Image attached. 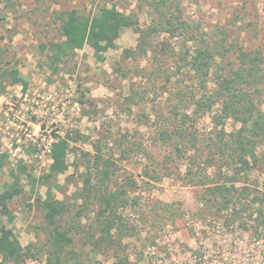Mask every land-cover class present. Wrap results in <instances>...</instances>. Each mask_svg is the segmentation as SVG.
<instances>
[{"label":"rangeland","instance_id":"374dc122","mask_svg":"<svg viewBox=\"0 0 264 264\" xmlns=\"http://www.w3.org/2000/svg\"><path fill=\"white\" fill-rule=\"evenodd\" d=\"M156 1L0 0V156L6 157L0 169V195L16 181L21 189L8 202L10 214L0 208V235L3 229L12 230L24 253V262L3 261L0 255V264H49L53 228L44 203L72 201L83 187L85 154L99 142L116 161L113 189L123 186L129 199L136 201L120 211L130 233L113 247L93 249L74 232L68 264L126 260L127 264H264V241L242 227L249 219L203 205L206 187L197 176L203 172L206 183L207 175L216 176L215 167L206 165L209 145L217 141L221 129L228 140L240 128L232 119L216 125L224 104L219 76L232 78L236 71L256 65L262 82L246 83L244 89L252 92L257 108L264 112V0H176L180 12L172 7L167 18H172L173 10L188 30L174 37L146 36L144 53L134 28L146 30L160 23L152 8ZM113 7L135 22L122 31L114 49L100 59L87 44L73 58L52 64L50 45L63 39L67 13L78 10L92 17ZM200 46L214 52L202 83L185 55ZM16 70L27 88L14 83L11 73ZM27 90L30 100L40 101L38 106L29 101V111H23L22 125L36 142L27 140L20 127L9 125L15 116L6 115L3 103L6 97L21 102ZM199 103L212 107L197 111ZM165 126L182 135L162 140ZM67 135L74 139L65 171L50 176L51 156L42 155L44 138ZM5 137L12 149H18L17 161L1 154ZM257 156L258 164L239 186L248 182L263 190L264 142ZM96 212L98 208L91 206L82 213L86 230L95 224ZM54 218L65 231L70 216L61 210Z\"/></svg>","mask_w":264,"mask_h":264},{"label":"trees","instance_id":"16d2710c","mask_svg":"<svg viewBox=\"0 0 264 264\" xmlns=\"http://www.w3.org/2000/svg\"><path fill=\"white\" fill-rule=\"evenodd\" d=\"M172 7H174L175 12H180L176 0L153 2L152 8L160 23L154 22L146 30L140 27L134 28L140 35L139 47L142 52L146 53L145 37L148 35L159 33L174 37L177 33L183 34L184 31L188 30L189 26L180 18L174 16L175 12L173 10L172 18H167L166 13L167 11L171 12ZM134 24L135 22L130 16L119 12L116 7L104 8L92 17L83 16L78 10H72L66 14L62 23L63 39L50 45L52 64L64 60L66 62V58H73L76 56L77 51L83 50L87 44L102 59L105 52L116 47L115 43L121 37L122 31ZM185 55L187 56L188 66L202 83L203 79L208 76L212 66L213 48L200 46L195 48L193 52L187 51ZM244 57L248 56L244 55ZM250 60L254 62L256 59L251 58ZM257 71L256 65H251L248 69L236 71L232 78L218 77V82H220L219 97H222L224 104L221 115L215 118L216 125L224 126L226 120L232 119L240 124V128L228 140L226 139L225 130L221 129L217 141L209 145L211 155L208 156L206 165L215 167L216 176L211 178L207 175V183L203 181V172H200L197 176H199L198 182L202 183L200 185L206 187L203 194L204 198L201 199L203 205L213 207L215 205L218 206L217 210L219 211L226 210L232 212V214L247 217L249 220L244 221L242 227L250 230L257 240L264 241V187L263 190H258L256 186H252L248 182H244L242 186L238 185L243 181V178H248L249 173L258 164L257 150L264 142V112L257 108L255 101L252 99V92L244 89L246 83L256 84L262 82L258 78ZM11 75L14 83H21L27 88L28 84L18 77L19 72L17 70L13 71ZM197 107V111H199L205 109V107L210 109L212 106L206 104L204 107L203 104L199 103ZM194 123L195 121L192 124ZM168 129L169 127L165 126L163 131L160 132L162 140H172L173 137L182 135V133H171ZM73 139L74 137L69 135L66 137L56 136L52 144L50 176H57L65 171L71 145L70 141ZM193 141H197V138L195 137ZM93 147L92 153L85 154V172L82 175L83 187L72 196V201H65L64 203L51 202L52 200H50L44 203V206L48 208L46 219L49 226L53 228L50 236L49 264H64L62 263L64 256L65 264L72 260L69 247L74 244V232L75 234H82L85 243L90 244L93 249L107 245L113 247L114 244L121 243L130 233L126 226L124 214L120 211L127 207H133V205H136V201L132 202L129 199L128 192L123 186L115 185L116 187L113 189L111 185L116 166L114 156L104 152L106 148L101 145V142ZM193 147L195 148L196 145L193 144ZM177 151L182 154L180 148ZM5 162L6 157L0 156V169L5 165ZM19 170L26 172L24 166H20ZM11 174L16 175L15 172ZM20 193L21 189L18 181L10 189H6L0 195L1 212L10 214L8 202ZM91 206L97 207L98 212L95 213V224L86 230L80 218H82V213L86 209L90 210ZM61 210L65 211V215L70 216L65 222V231L60 229V225L56 224L54 218L56 213ZM0 255H2L3 261L24 262L23 249L12 230L3 229L0 235ZM123 264H127V260Z\"/></svg>","mask_w":264,"mask_h":264},{"label":"built area","instance_id":"2783aa9c","mask_svg":"<svg viewBox=\"0 0 264 264\" xmlns=\"http://www.w3.org/2000/svg\"><path fill=\"white\" fill-rule=\"evenodd\" d=\"M29 93H30V90H27L25 91V93L21 96V102L20 101H15L13 98H9V97H6L4 98V105L6 106L7 111H6V115L7 116H15L13 117V120H10L9 119V125L13 126V127H19L23 130V134L26 136V139L27 140H30V141H34L36 142L35 140H33V134L31 133V131L29 130V128H25V126L22 125V122H25V114L23 113V111H29V106L27 105V103H29V101L32 103H34L35 106H38L40 105V101L38 100H30L29 99ZM34 107H32L33 109ZM11 112V115H9V113ZM18 123H21V124H18ZM4 133V131H2ZM44 141H46V145H44V150H43V153L42 155L44 157H47V156H51V153H52V144L53 142L55 141L54 138L50 137L49 140H46V138H44ZM1 142L4 143V146L7 147V149L5 150L3 147L1 148V154H6L8 157H9V160L10 161H17L15 160L16 156H17V151L18 149H12L13 147V144H7L6 143V137L1 139ZM18 144L21 143V140H18L17 142Z\"/></svg>","mask_w":264,"mask_h":264}]
</instances>
